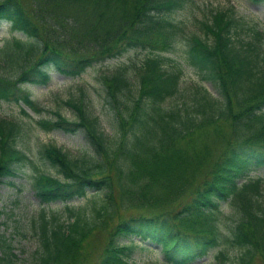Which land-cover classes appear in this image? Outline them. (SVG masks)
Returning <instances> with one entry per match:
<instances>
[{
  "label": "trees",
  "instance_id": "trees-1",
  "mask_svg": "<svg viewBox=\"0 0 264 264\" xmlns=\"http://www.w3.org/2000/svg\"><path fill=\"white\" fill-rule=\"evenodd\" d=\"M187 2L0 0V27L8 25L12 40L0 50L11 68L10 75L0 74V103L15 104L22 114L0 117V186L28 160L20 143L30 112L52 116L35 122L44 133H81L90 153L73 170L61 149H40L63 176L37 175L34 197L41 205H65V220L39 213L34 264H130L137 246L157 248L154 264H196L214 249L224 261L220 248L228 247L240 251L236 264H264L262 179L251 176L264 170L261 33L249 29L244 42L237 34L241 22L211 13L201 25L210 44L192 35L183 60L167 57L180 32L174 16ZM120 58L99 79L111 135L83 101L63 102L77 116L69 121L41 108L27 88L47 86L52 72L74 79ZM186 68L210 83L218 98L196 99L195 88L191 104L171 105L186 84ZM74 200L84 203L67 205ZM223 206L238 216L225 233L216 219ZM100 236L104 243L96 251ZM12 251L0 236V264H14Z\"/></svg>",
  "mask_w": 264,
  "mask_h": 264
},
{
  "label": "rangeland",
  "instance_id": "rangeland-1",
  "mask_svg": "<svg viewBox=\"0 0 264 264\" xmlns=\"http://www.w3.org/2000/svg\"><path fill=\"white\" fill-rule=\"evenodd\" d=\"M225 12L243 24L242 31L237 30L238 38L244 42L250 41L252 32L255 29L261 33V45L264 51V4H253L248 0H188L186 9L174 16L178 21L180 32L172 51L167 57L183 60L187 47V39L196 35L206 43L210 44V36L202 31V23L210 21L211 13ZM21 40H26L21 34H13ZM236 38V37H235ZM6 41H12L8 31V25L2 24L0 27V50ZM264 55V54H263ZM0 55V74L8 76L11 68L6 65ZM119 60H109L102 65L90 68L85 74L78 78H66L57 73H51V80L47 86H27L31 98L45 111L58 112L69 121H77L76 114L63 105L67 100L76 103L83 101L84 108L91 117H96L99 124L108 135L110 134L108 108L103 104L100 88V76L110 72L112 66L122 62ZM111 66V67H110ZM99 68V69H98ZM101 68V69H100ZM185 85L180 94L174 96L169 102L171 105L181 106L182 103L191 104L196 93V99L206 94L207 96L218 98L212 85L200 82L197 72L193 69H184ZM31 120H24L25 134L21 140L20 147L26 154L28 160L18 165L17 175L12 179H7L5 184L0 186V236H4L12 247V253L16 259L14 264H34L36 252L39 250L38 241V215L44 210L48 215L53 212L65 220V205L60 203L41 205L34 197L32 183L39 174L62 178V174L48 165L39 155L40 149L46 146H53L62 150L70 161L71 168L75 170L81 166L84 160H88L90 153L86 152V143L81 133L64 134L59 131L44 133L40 131L35 122L40 119H53L49 113L35 114L30 112ZM0 117L20 119L22 114L19 106L13 103H0ZM252 178L262 179V194L264 195V170L251 175ZM11 183L10 184H8ZM264 204V199H260ZM83 200H74L68 206L83 205ZM238 218L235 208L223 206L216 214L217 224L220 229L227 225L234 224ZM223 233H225L223 229ZM134 241V240H133ZM98 242V243H96ZM104 243V236H100L98 241H94L96 251H99ZM137 243L139 241L137 240ZM121 245L128 244V240L120 241ZM227 257L221 261L217 255V249L211 251L206 257L196 264H236V257L240 251L236 247L220 248ZM96 257V253H91V259ZM130 264H154L160 259L157 248L141 249L135 247L130 255ZM255 264H260L255 262Z\"/></svg>",
  "mask_w": 264,
  "mask_h": 264
}]
</instances>
